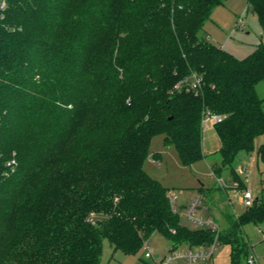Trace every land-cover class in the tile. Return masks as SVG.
<instances>
[{
  "label": "trees",
  "instance_id": "trees-1",
  "mask_svg": "<svg viewBox=\"0 0 264 264\" xmlns=\"http://www.w3.org/2000/svg\"><path fill=\"white\" fill-rule=\"evenodd\" d=\"M225 0H9L0 18V264H102L104 240L139 252L154 231L172 247L231 246L264 221L262 195L227 229L181 221L145 169L162 134L183 165L205 157L204 116L235 180L264 134V40L245 57L201 37ZM264 28V0H247ZM201 77L200 88H176ZM258 155L264 160V141Z\"/></svg>",
  "mask_w": 264,
  "mask_h": 264
},
{
  "label": "rangeland",
  "instance_id": "rangeland-1",
  "mask_svg": "<svg viewBox=\"0 0 264 264\" xmlns=\"http://www.w3.org/2000/svg\"><path fill=\"white\" fill-rule=\"evenodd\" d=\"M211 33V42L220 44L237 57L249 55L255 45L264 40V28L258 16L248 10L247 0H225L217 5L211 17L205 22L201 37L207 38ZM259 96L264 100V81L257 85ZM264 107V103H263ZM214 119L206 117L204 127L205 157L192 165L182 164L174 145H166L162 134L156 135L145 160V169L153 177L168 186L175 197L177 212L182 223L196 227H210L206 223L198 224L189 220L184 211L194 197L201 200L197 213L205 220L213 217L218 228L216 233L229 227L230 218L234 220L245 212L247 206L242 199V193L247 188L255 198L262 195V177L264 160L260 159L258 150L264 141V134L256 139L252 152L242 150L237 155L234 167L241 177L236 180L228 168L222 166V155L219 151L220 139L214 128ZM246 170L241 173V170ZM242 242L248 247L244 260L255 256L259 264H264V221L258 224L246 223L241 230ZM213 244L201 247L202 250L212 249ZM200 247H190L182 243L172 247L165 234L154 231L145 240L144 245L135 254H126L121 250L115 251L108 239L104 240L102 264H162L165 257L174 250L184 253L189 249L198 250ZM151 252V256H146ZM244 261V263H245ZM170 264H185L183 257L173 260ZM194 264H232L231 246L218 244L214 254L199 259Z\"/></svg>",
  "mask_w": 264,
  "mask_h": 264
},
{
  "label": "built area",
  "instance_id": "built-area-1",
  "mask_svg": "<svg viewBox=\"0 0 264 264\" xmlns=\"http://www.w3.org/2000/svg\"><path fill=\"white\" fill-rule=\"evenodd\" d=\"M9 6V0H0V18H3L5 16V12ZM202 84L201 77L197 75H193L191 80L184 79L180 80L176 83V88H182L185 87L187 90H193L200 88ZM210 116L214 119V122L221 120L222 116L216 113H207L204 116V123L206 120V117ZM246 170V168L241 170V173H243ZM238 182L236 181V185ZM171 199L173 200L175 204V197L173 195V192H170ZM242 199L244 204L248 207L253 205L255 200L254 193L249 190L245 189L242 193ZM201 200L199 197H194L192 201L186 206L184 215L191 221L198 223V224H207L211 228H218L216 221L213 218H209L208 220H205L204 217L197 213L198 208L200 207ZM175 209L176 205H175ZM218 241L215 240L213 243L212 249L202 250L201 247L198 250L189 249L185 251L184 253H179L178 251L174 250L172 253L168 254L165 259L163 260L162 264H170L173 260L177 258L183 257L185 259V264H194L199 259H204L209 256H212L214 254V251L218 245ZM146 256H151V252H147ZM245 264H259L258 259L255 256L248 257L245 261Z\"/></svg>",
  "mask_w": 264,
  "mask_h": 264
},
{
  "label": "crops",
  "instance_id": "crops-1",
  "mask_svg": "<svg viewBox=\"0 0 264 264\" xmlns=\"http://www.w3.org/2000/svg\"><path fill=\"white\" fill-rule=\"evenodd\" d=\"M209 38H211V33H208V37H207V39H209ZM209 41H211L210 39H209ZM220 45V44H219ZM214 125V124H213ZM203 148H204V136H203ZM185 206H187V205H185ZM211 218H213V217H211ZM214 219V218H213Z\"/></svg>",
  "mask_w": 264,
  "mask_h": 264
}]
</instances>
